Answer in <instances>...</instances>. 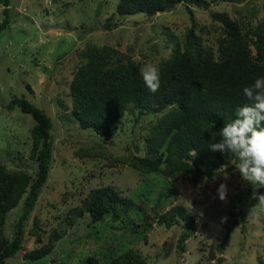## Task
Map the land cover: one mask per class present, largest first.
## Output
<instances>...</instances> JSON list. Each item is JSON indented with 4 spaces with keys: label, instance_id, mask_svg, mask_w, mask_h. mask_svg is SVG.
<instances>
[{
    "label": "rangeland",
    "instance_id": "374dc122",
    "mask_svg": "<svg viewBox=\"0 0 264 264\" xmlns=\"http://www.w3.org/2000/svg\"><path fill=\"white\" fill-rule=\"evenodd\" d=\"M119 0H12L9 28L0 36V164L8 170H23L33 178L37 163L31 158L35 122L20 109H8L15 97H25L53 121V165L36 209L26 228L23 248L8 264H87L90 257H110L133 249L148 264H264V206L251 199L252 187L236 169L212 182L195 185L189 179L165 180L144 175L125 165L114 166L113 158L142 156L144 140L154 117L128 112L108 142L93 131L83 130L73 120L70 83L78 65V51L89 44L112 46L122 52L133 48L136 61L158 65L168 58L174 39L182 40L190 19L183 5L158 13L151 23L140 16L128 17L114 31H99L116 12ZM264 5V0L224 2L213 10L235 16L234 9ZM247 9H244V12ZM0 3V23L4 19ZM210 11L195 9L201 28L210 27ZM212 38V37H210ZM101 153L80 157L79 152ZM227 177V179L225 178ZM228 186L227 201L217 188ZM114 187L129 197L136 208L114 222L110 216L97 224L89 215L69 225L71 210L81 206L87 194L99 187ZM8 215L6 234L13 238L22 209ZM184 207L196 219L197 231L179 249L181 226L167 229L157 223L152 209L166 213ZM246 224L238 223L251 208ZM147 217V220L144 219ZM41 221L38 237L30 235L34 218ZM226 218V219H223ZM53 231L60 239L46 258L31 262L26 254L46 244ZM40 239V240H39ZM41 242V243H40Z\"/></svg>",
    "mask_w": 264,
    "mask_h": 264
},
{
    "label": "trees",
    "instance_id": "16d2710c",
    "mask_svg": "<svg viewBox=\"0 0 264 264\" xmlns=\"http://www.w3.org/2000/svg\"><path fill=\"white\" fill-rule=\"evenodd\" d=\"M218 1L119 0L116 12L104 23L95 20L99 31L110 32L119 29L128 17L140 16L151 23L158 13L172 12L180 5L185 7L190 19V28L183 39H174L168 58L157 65L161 86L156 93H150L144 85L139 73L144 63L133 58V48L122 52L108 45L89 44L78 51L79 62L70 83L69 97L73 120L81 129L93 131L108 142L128 112L137 111L139 116L155 118L144 140L145 153L115 158L109 155L112 165H125L144 175L156 174L169 181L185 178L195 185L212 182L236 169L228 156L210 151L208 145L219 140L217 132L235 117L236 109L250 103L243 88L264 77V5L251 10L249 5L235 7V16H231L212 9ZM11 2L0 0L4 6L0 36L11 23ZM195 9L210 11V27H200ZM244 9L247 10L244 12ZM7 107L20 109L35 122L31 132V158L38 170L33 178L23 170L10 171L0 164V264H8L22 250L27 225L54 162L53 121L47 113L25 97L13 98ZM79 156L95 158L101 157V153L81 151ZM236 162L239 163L238 159ZM259 191L264 193V188ZM22 200L14 235L9 239L8 215ZM135 208L134 202L116 188L99 187L87 194L81 206L71 210L67 221L73 225L77 218L89 215L92 224L108 216L118 222ZM160 208L152 209L159 226L182 227L179 240V249H182L197 231L195 217L181 206L163 214ZM254 209L244 211L238 223L246 224ZM40 226V219L34 218L30 235L38 237ZM60 237L59 232L53 231L48 242L27 253L26 259L36 262L46 258ZM87 264L148 263L139 252L130 249L108 258L90 257Z\"/></svg>",
    "mask_w": 264,
    "mask_h": 264
},
{
    "label": "clouds",
    "instance_id": "9594fccd",
    "mask_svg": "<svg viewBox=\"0 0 264 264\" xmlns=\"http://www.w3.org/2000/svg\"><path fill=\"white\" fill-rule=\"evenodd\" d=\"M139 73L150 93L160 89L161 74L157 65L145 63ZM243 94L250 103L236 109L235 117L217 132L219 140L208 147L229 157L241 179L251 185V199H258V205L264 206V193L259 191L264 188V77L244 87ZM228 191L226 183L219 185L217 195L221 201H227Z\"/></svg>",
    "mask_w": 264,
    "mask_h": 264
}]
</instances>
